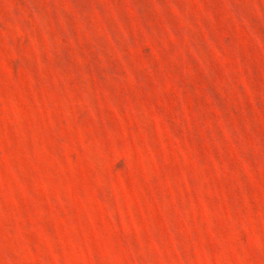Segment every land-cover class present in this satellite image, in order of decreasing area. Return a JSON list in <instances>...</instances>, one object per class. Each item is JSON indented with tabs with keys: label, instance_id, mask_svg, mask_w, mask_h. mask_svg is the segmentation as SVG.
<instances>
[{
	"label": "rangeland",
	"instance_id": "obj_1",
	"mask_svg": "<svg viewBox=\"0 0 264 264\" xmlns=\"http://www.w3.org/2000/svg\"><path fill=\"white\" fill-rule=\"evenodd\" d=\"M0 264H264V0H0Z\"/></svg>",
	"mask_w": 264,
	"mask_h": 264
}]
</instances>
